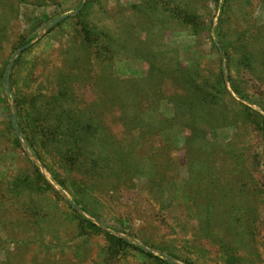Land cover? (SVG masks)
I'll return each mask as SVG.
<instances>
[{
    "label": "rangeland",
    "instance_id": "rangeland-1",
    "mask_svg": "<svg viewBox=\"0 0 264 264\" xmlns=\"http://www.w3.org/2000/svg\"><path fill=\"white\" fill-rule=\"evenodd\" d=\"M20 56L45 127L69 124L66 110L101 124L89 145L63 146L57 130L64 185L7 130L12 119L19 132L7 76ZM254 111L264 116V0H0V264H264ZM38 172L48 190L16 188Z\"/></svg>",
    "mask_w": 264,
    "mask_h": 264
},
{
    "label": "trees",
    "instance_id": "trees-1",
    "mask_svg": "<svg viewBox=\"0 0 264 264\" xmlns=\"http://www.w3.org/2000/svg\"><path fill=\"white\" fill-rule=\"evenodd\" d=\"M85 10V9H84ZM84 10L79 12L77 16H82L84 14ZM183 20L187 23H194L196 22V17H191V15L187 16L184 14ZM221 25L218 27L219 30ZM92 31L89 27L83 28L82 40H89L90 39V32ZM219 46V45H218ZM220 53L227 56V50L224 48H217ZM23 57L20 56L16 62L14 69L9 72L7 76V83H11L10 89L14 92V107L16 110V119H17V128L19 132L15 129L14 122L11 119L7 130L12 131V141L17 143V145H21V141L24 140L27 147L31 150V152L38 158L44 165H46L47 169L52 173L53 179L58 182L60 185H64L65 177L71 173L72 168L68 169L66 166V162L61 163L59 161L57 154L61 153L60 149L56 148L55 146L51 145L57 139V130H61L62 134L64 135L63 140L61 141L63 146H68L66 144H70V146H79L81 144L89 145L91 144L90 138H94L97 136V132L101 128V124L99 122L91 121H84L80 118L83 113L81 110H66V115L71 117V121L69 124H57L52 130L51 126L45 127V125L41 122L40 115L42 114V107L36 106L37 97L34 94L32 96L27 95V90L24 87H21L19 84V65ZM5 70L2 71L1 76L4 78ZM217 83L226 87V79L223 70L221 74L217 77ZM231 85L233 89L239 93V88L235 86L234 81L231 80ZM5 91V89L3 90ZM125 108V106H124ZM56 108L52 109L51 111L55 110ZM32 116H37L34 120L31 119ZM252 122L254 126L258 129L264 146V116L258 114L257 112L251 113ZM120 118L127 119L125 115V111L121 114ZM135 123V119H134ZM49 155V160L47 162L44 160V157ZM78 156H75V160ZM36 167V166H35ZM38 171V169H37ZM39 178L31 180L29 176L24 178H20L16 183V188H20V185H24L27 187H33L38 191H46L49 189L48 182L45 181L44 177L38 172ZM259 188L261 196L264 197V184L260 185ZM79 203L82 201L77 200ZM79 217V227L82 231L87 232L88 230L91 231H99L100 227L97 226L94 222L90 219L85 218L82 215H78ZM112 240V246L117 250H127L130 249L131 246L134 245L129 242L127 239L119 236L110 235ZM141 251V248H138ZM143 251V250H142ZM148 257H150L151 264H179L175 261H172L169 258H165L162 256H156L152 253H146ZM234 261V258H232ZM223 264H230L229 257H225L223 259Z\"/></svg>",
    "mask_w": 264,
    "mask_h": 264
},
{
    "label": "water",
    "instance_id": "water-1",
    "mask_svg": "<svg viewBox=\"0 0 264 264\" xmlns=\"http://www.w3.org/2000/svg\"><path fill=\"white\" fill-rule=\"evenodd\" d=\"M64 18V17H63Z\"/></svg>",
    "mask_w": 264,
    "mask_h": 264
}]
</instances>
